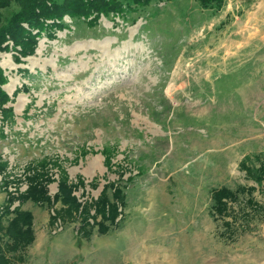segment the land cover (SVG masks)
Masks as SVG:
<instances>
[{"label":"rangeland","instance_id":"obj_1","mask_svg":"<svg viewBox=\"0 0 264 264\" xmlns=\"http://www.w3.org/2000/svg\"><path fill=\"white\" fill-rule=\"evenodd\" d=\"M133 15H65L20 62L0 51V214L30 211L34 235L11 264H264V174L257 187L244 169L264 163V0L214 12L156 0ZM33 178L52 203L19 197ZM61 180L90 214L119 187L115 224L85 237L79 217L60 216ZM250 185L249 222L245 193L231 214L212 211V190Z\"/></svg>","mask_w":264,"mask_h":264},{"label":"trees","instance_id":"obj_2","mask_svg":"<svg viewBox=\"0 0 264 264\" xmlns=\"http://www.w3.org/2000/svg\"><path fill=\"white\" fill-rule=\"evenodd\" d=\"M156 0H0V51H8L9 49H16L19 55L14 56L15 61L20 62V56H27L34 53L38 37L44 30L56 29L63 27V17L68 15L71 20L85 21L90 26H95L99 22L100 15L110 19L114 15L127 18L129 14L135 12L142 14L151 7V4ZM197 5L203 10L217 11L220 10L226 0H196ZM14 6L11 15L4 17L3 10ZM51 20V22H47ZM135 20V19H134ZM133 20V21H134ZM33 30H36L34 33ZM53 35V31L52 34ZM8 41L12 42L10 46ZM19 47V49H17ZM8 81L7 75L0 66V111L3 120H7L11 115V108L3 107L7 101L10 100L9 95L2 89L1 85ZM231 84L235 85L234 77H231ZM3 133V130L0 129ZM4 135V134H2ZM245 163V162H244ZM246 176L251 179L257 187L261 186L262 174H264V163H260V167L254 169L252 167L244 166ZM29 189L22 193L19 197L22 200L31 198L35 202H48L52 203L51 197L47 194L45 185L38 181L37 178L31 180ZM113 186L110 183L106 186ZM73 184H69L66 180H61L59 183V192L54 196V200L61 198L62 203L66 205L62 210L60 216H69L73 219L77 217L81 220L79 230L85 237L91 235L94 227L100 233H105L108 230V223H114L117 218L118 205L123 197L119 187L114 186L113 201H110L105 193L99 195L98 200L94 201L95 213L90 214L89 206L86 204L82 206L78 202L75 195L72 194ZM105 186V187H106ZM257 187L254 185L240 186L232 190L226 186H221L211 191V199L213 201L211 209L221 215L231 214L228 201L233 202L237 200L238 193L246 194L247 203L250 206L251 212L242 211L244 216L242 222H249V218L253 215V211L258 208V205L251 197L253 190ZM105 190V189H104ZM103 190V192H104ZM12 199L13 197L10 196ZM10 201V200H9ZM7 205V204H6ZM8 213H13L14 216L10 218L7 224L2 225V218ZM75 213V214H73ZM233 213V211H232ZM100 215V219H97ZM92 218L89 221L88 218ZM232 221H235L233 216ZM231 221V222H232ZM226 222L228 232H232L233 222ZM32 214L30 211L21 210L18 207L9 210L8 206L3 207L0 214V264H11V258L14 257L16 251L25 248L26 245L33 241L32 230ZM7 254H9L7 256ZM19 258V256H17Z\"/></svg>","mask_w":264,"mask_h":264},{"label":"bare ground","instance_id":"obj_3","mask_svg":"<svg viewBox=\"0 0 264 264\" xmlns=\"http://www.w3.org/2000/svg\"><path fill=\"white\" fill-rule=\"evenodd\" d=\"M20 102V101H19Z\"/></svg>","mask_w":264,"mask_h":264}]
</instances>
